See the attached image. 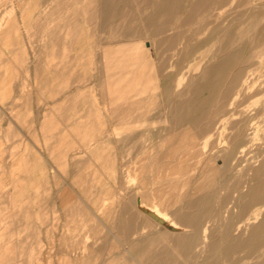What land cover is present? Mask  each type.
<instances>
[{
    "label": "rangeland",
    "instance_id": "374dc122",
    "mask_svg": "<svg viewBox=\"0 0 264 264\" xmlns=\"http://www.w3.org/2000/svg\"><path fill=\"white\" fill-rule=\"evenodd\" d=\"M31 1L35 56L44 70L66 67L68 93H78L82 114L87 120L91 117L92 123L83 128L81 148L75 149L79 153L71 158L70 150L66 152V163L50 186L34 187L32 202L19 200L16 216L11 210L1 212L0 264H150L130 260L127 251L137 257L146 252H176L180 258L168 264H204L208 252L200 246L123 250L135 241L131 231L138 224L129 218L136 211L135 199L152 181L149 169L148 177H143L129 168L154 155L173 133L216 122L221 110L228 111L234 100L239 106L228 121L241 123L249 114L258 145H264V0ZM117 45L124 46V54ZM243 81L244 91L235 95ZM125 101L136 102L139 109L124 117L129 108ZM229 131L219 135L224 145L220 150L229 146ZM177 133L169 141L172 152L174 141L182 137ZM197 135L200 149L213 156V164L222 165L224 153L211 149L215 135ZM96 148L97 160L91 156ZM194 159L190 173L202 166L199 157ZM241 163L237 170L244 168L245 162ZM260 164L259 158L248 173L253 174ZM215 165L210 199H216L217 192L227 194L236 182L233 177L229 182L218 178ZM99 210L104 211V225L96 219L101 216ZM96 232L97 243L89 246ZM185 255L192 259L185 260ZM252 256L244 259L245 264H264V251ZM216 264L230 263L219 260Z\"/></svg>",
    "mask_w": 264,
    "mask_h": 264
},
{
    "label": "bare ground",
    "instance_id": "6f19581e",
    "mask_svg": "<svg viewBox=\"0 0 264 264\" xmlns=\"http://www.w3.org/2000/svg\"><path fill=\"white\" fill-rule=\"evenodd\" d=\"M208 1L212 2L210 0ZM206 19H209V17ZM119 47L117 45V49ZM122 48H124V46L121 47V49L119 48L122 50L121 52H123ZM114 50L112 51L113 56L114 53H117L114 52ZM124 53L125 52H123V54ZM127 55L128 54L126 53L125 56ZM143 56L144 55H142V57ZM116 57L119 56L116 55ZM111 58L113 59L114 57ZM109 61H111V59ZM124 62L125 65H127L126 60ZM132 64L136 65L134 62ZM205 68L206 66H203L200 76L204 75ZM138 70H140L141 75V69ZM125 73L126 72H124V74ZM149 75L151 77V73ZM154 77L156 76L154 75ZM152 78L153 77H151V79ZM245 85L246 81H243L236 90L235 95H239V93L243 92ZM150 88L153 89L154 87ZM141 91L142 89L140 90V93ZM142 95L144 96V94ZM247 95L249 96V94ZM113 96L114 95H112V97ZM123 96L126 97L127 95ZM254 97L255 95L253 97L251 96L252 100ZM117 98L120 99V96ZM131 99L129 100L131 101ZM125 102L126 105L129 104V108L127 111H125V113L120 111L123 113L124 117L125 114L128 113L127 116H129L134 114V112L139 109V105L136 102L135 103L138 105L137 108H135V103H127V101ZM116 104L118 105V103ZM141 104L144 105V103ZM151 104L153 106V101ZM238 106L239 105L237 102L235 103L234 100L229 104L228 111L220 109L221 112L219 111L220 113L218 117H216V122L200 123L196 129L186 127V129H184L186 131L183 134L178 132L182 135V137H178L182 140V143L178 141L179 139L174 141V144L176 145V147H174L176 149L174 152L169 150L171 147L169 143L170 138L172 135L174 137V135L177 133H173V131L172 135L170 133L171 137L169 136V141H167L166 138L163 140L165 142L167 141L168 143L159 145L154 155L150 154L145 158L138 160L137 165H132L131 168H129L130 170H137V173H140L139 175L143 177H148V169L152 173V181L150 182L147 189H143L140 193V196L136 197L135 202H137V205L134 207L136 211H132L134 215L133 217H129L133 218L138 224L134 227L135 229L131 231L135 237V241L129 242V244L131 243L130 245L143 244L145 248H147L145 252L149 250L173 251L174 248H181L183 245H192L193 247L200 246L203 251L208 252V255L203 257L204 264H216L219 260L230 264H245V258L248 259L253 254H257L259 250L264 251V145H258L259 143L257 142V136L255 132L256 130L252 128L250 124L252 116L249 118L248 114L241 123L237 121H228V117H231L236 113V107L238 108ZM233 109H235V111H233ZM250 111L252 112V110ZM242 113L246 112L243 111ZM124 117L122 116L123 119H126ZM132 123L130 126H133ZM224 130L230 131L228 139H226V142L229 144V146H226L223 151L220 150V148L223 149L224 145H220L218 139L219 135H222ZM197 133L204 137H211L215 135L216 140L214 143L212 142L214 147L212 146L211 149H215V152L217 153H224L223 157H225L226 160L222 165L216 166L213 164V156L211 154H206L207 152L205 153L202 149H200V145L197 141ZM162 147H164V150H162ZM189 147H193L190 149L195 150V152L190 151ZM95 150V152L92 151L93 154L91 156L97 160L100 158V156L97 155L98 148ZM195 156L199 157L202 166L194 168L195 172L190 173L194 167H191V165L196 163L194 162L191 164V161L195 158ZM259 158L261 159L260 166L255 169L253 174H249L248 172L253 171V165L255 164V161H258ZM241 162H245L244 168H241V170H239V168L237 170V166L240 165ZM214 165L217 168L218 178L221 176V179L224 178V181L228 180L229 182V180L232 179L231 177H233L236 182L233 183L234 185L232 182L228 183L233 186L231 187L230 185L231 191H227V194L222 195L223 197L217 192L216 199L214 196V198H211V200L208 190L215 184L213 180L214 173L212 171V167ZM240 167H242V163ZM223 180L222 182L224 184L225 182ZM196 195H199L198 198L194 197ZM188 198L190 200H188ZM99 212L101 213V216L97 215L96 219L100 224L104 225V211L99 210ZM96 234L97 232L94 234V236L91 235L93 244L89 246H93L95 243H97ZM114 238L117 243H122L119 239H117L116 236ZM158 246H161V249L158 248ZM239 251L245 254L242 256L240 255L241 253H238ZM127 253L129 254V259L137 263L149 262L150 264H168L172 261L175 262L180 258V255L176 252H146L138 255V257L133 255L132 252L127 251ZM254 257H257V255ZM183 258L185 260L192 259L191 255H185Z\"/></svg>",
    "mask_w": 264,
    "mask_h": 264
},
{
    "label": "crops",
    "instance_id": "0c3cea01",
    "mask_svg": "<svg viewBox=\"0 0 264 264\" xmlns=\"http://www.w3.org/2000/svg\"><path fill=\"white\" fill-rule=\"evenodd\" d=\"M33 10L31 0H0V214L14 216L19 200L33 201L34 187L51 185L68 150L71 158L79 153L92 123L78 93H68L66 67L44 70L35 56Z\"/></svg>",
    "mask_w": 264,
    "mask_h": 264
}]
</instances>
